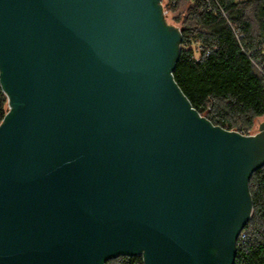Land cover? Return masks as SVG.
Returning a JSON list of instances; mask_svg holds the SVG:
<instances>
[{
  "label": "water",
  "instance_id": "1",
  "mask_svg": "<svg viewBox=\"0 0 264 264\" xmlns=\"http://www.w3.org/2000/svg\"><path fill=\"white\" fill-rule=\"evenodd\" d=\"M182 40L162 0H0V264H235L264 122L201 115Z\"/></svg>",
  "mask_w": 264,
  "mask_h": 264
},
{
  "label": "trees",
  "instance_id": "2",
  "mask_svg": "<svg viewBox=\"0 0 264 264\" xmlns=\"http://www.w3.org/2000/svg\"><path fill=\"white\" fill-rule=\"evenodd\" d=\"M204 1L189 0L186 14L176 17L183 40L174 79L201 115L250 133L255 119L264 116V0H210L225 15L202 10ZM7 110L0 82V123ZM250 191L253 211L238 238L235 264H264V165L252 173ZM105 264L145 263L141 255H120Z\"/></svg>",
  "mask_w": 264,
  "mask_h": 264
},
{
  "label": "rangeland",
  "instance_id": "3",
  "mask_svg": "<svg viewBox=\"0 0 264 264\" xmlns=\"http://www.w3.org/2000/svg\"><path fill=\"white\" fill-rule=\"evenodd\" d=\"M164 3L169 8V14H168V21L178 27L181 26V19L179 21L176 20V17L181 15V18L186 14L187 9L190 5L189 0H176V3L172 5L173 0H164ZM177 6L174 9H171V7ZM196 49V56L199 57V46L195 44L193 46ZM206 115V113L204 114ZM264 122V116L258 117L255 119L253 125L250 128V133H254L259 129V125ZM231 130V129H230Z\"/></svg>",
  "mask_w": 264,
  "mask_h": 264
},
{
  "label": "built area",
  "instance_id": "4",
  "mask_svg": "<svg viewBox=\"0 0 264 264\" xmlns=\"http://www.w3.org/2000/svg\"><path fill=\"white\" fill-rule=\"evenodd\" d=\"M193 1H195V0H193ZM237 1H243V0H237ZM175 3H176V0H173L172 5H174ZM162 5H163L164 14H165V16H166V18H167V21H168L169 8H168V7L166 6V4L164 3V0H162ZM202 10H206V11H208V12H214V13L219 12V13H222L223 15H225V10H224V8L221 7L220 5L217 6V7H215V6L211 3L210 0H205V1L203 2V4H202ZM168 22H169V21H168ZM169 23H170V22H169ZM241 36H242V35H241ZM262 53H263V55H264V49L262 50ZM249 54H250V53H249ZM258 130H259V129H258ZM258 130H257L256 132H254V133H247L246 135H252V134H255V133L258 132ZM235 131H237V130H235ZM239 132H240V131H239ZM240 133H242V132H240ZM242 134H245V133H242ZM242 236L244 237L245 234H242Z\"/></svg>",
  "mask_w": 264,
  "mask_h": 264
}]
</instances>
